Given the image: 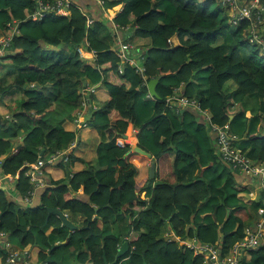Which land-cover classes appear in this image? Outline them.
<instances>
[{
  "label": "clouds",
  "instance_id": "1",
  "mask_svg": "<svg viewBox=\"0 0 264 264\" xmlns=\"http://www.w3.org/2000/svg\"><path fill=\"white\" fill-rule=\"evenodd\" d=\"M0 264H264V0H0Z\"/></svg>",
  "mask_w": 264,
  "mask_h": 264
}]
</instances>
